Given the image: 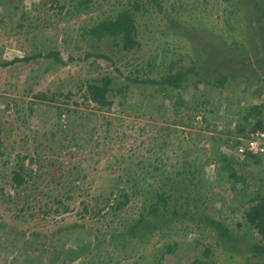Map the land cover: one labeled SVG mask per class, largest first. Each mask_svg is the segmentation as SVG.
<instances>
[{"label":"rangeland","instance_id":"374dc122","mask_svg":"<svg viewBox=\"0 0 264 264\" xmlns=\"http://www.w3.org/2000/svg\"><path fill=\"white\" fill-rule=\"evenodd\" d=\"M128 1L90 0V10L76 11L78 0H21L15 8L10 0H0V264H190L207 245L215 247L212 227L200 219L213 217L232 231L243 220L240 196L231 189L235 179L228 180L216 159L217 152L227 150V139H239L241 146L256 132L258 118H245V110L264 103V0H139L140 47L124 53L89 29L113 19ZM208 50L214 57L209 66L230 81L221 89L202 83L190 87L183 93L187 104L177 113L171 99L165 111L159 107L163 98L154 85L135 84L128 102L101 111L85 101L87 79L109 75L125 83L137 69L140 78L159 79L172 68L170 61L178 69L187 67L192 59L202 61ZM32 56L37 57L25 60ZM40 94L47 99L37 98ZM204 98L207 110L199 106ZM58 108L71 112L59 117ZM171 126L175 130L167 129ZM225 126L232 134L221 133ZM90 130L93 137L87 140ZM73 138L81 148H65ZM182 149H188L190 160L197 158L198 166L205 163L200 176L211 196L218 192L223 200L202 206L195 221L187 217L174 223L172 232L171 226L157 230L149 242V235L132 239L126 229L148 195L141 179L156 159L167 168L182 162ZM262 158L250 171L259 178H264ZM20 168L37 173L28 178V191L18 189L17 195L12 175ZM157 175L147 177L155 181ZM121 187L130 192L131 204L109 225L83 212L82 203L115 199ZM174 241L181 242L179 248L158 262L159 249ZM78 244L85 250L70 256ZM216 257L221 260L219 252ZM243 263L240 258L234 264Z\"/></svg>","mask_w":264,"mask_h":264},{"label":"trees","instance_id":"16d2710c","mask_svg":"<svg viewBox=\"0 0 264 264\" xmlns=\"http://www.w3.org/2000/svg\"><path fill=\"white\" fill-rule=\"evenodd\" d=\"M10 1L15 8L19 7V1L21 0ZM78 1V4L73 6L76 11L91 9L92 6L88 3L90 0H86V2H84V0ZM153 1L157 2V0ZM1 2H4V0H1ZM158 6L160 5L158 4ZM141 7L139 0L126 2L113 19L108 18L92 26L89 29V34L96 37L99 41L105 38L114 41L115 45L120 46L121 51L124 53L139 48L140 41L135 11H138ZM260 8L264 11V7L260 6ZM263 18L264 13H262L260 19L262 20ZM209 48L211 49L210 46ZM38 56L40 55L38 54ZM50 56L57 55L49 53L48 57ZM98 56L101 57L103 55ZM36 57L37 56H32L25 60L27 61ZM213 58L212 51L208 50L207 55L202 61L196 62L192 59V65L180 69L177 68V63L172 60L170 61V66H172V68L161 75L159 79L140 78L139 69H137L136 73L133 75L130 74L127 76L125 78V83L109 75L87 79L84 84L86 87L84 98L85 101L95 104L98 110L101 111L104 110V108H111L117 103L118 106H122L124 103L128 102L132 93L131 87L135 84L140 88L146 85H154L156 86V92L161 93L163 98V102H161L159 107H163L164 109L166 105L165 101L171 99V106L174 112L177 113L180 108L184 105L186 106L187 102L183 97V93L187 92L190 87L198 89L197 84L202 83L212 87L215 85L221 89L230 81V77L220 74L218 72L219 69L213 67V64L209 66ZM20 60L22 59H14L13 61L17 62ZM37 98L45 100L47 96L40 94L37 95ZM232 100L233 99H231V101ZM229 101L230 98L227 99V103H229ZM208 103L207 99L204 98V100L199 103L200 109L207 110L206 104ZM230 104L232 105L233 103L230 102ZM224 106L226 107V105ZM161 108L159 109L161 110ZM58 109L59 117L63 112H67L68 114L71 112L69 109ZM165 110L166 109H164V111ZM245 111V118H249L250 116H257L258 118L252 131H264V103L252 105L251 108ZM205 121H207V119H205ZM180 123L183 124L182 122ZM172 124L176 125V121H173ZM106 125L109 127L111 123L106 121ZM226 128L227 126L220 130L221 133L232 134L230 128ZM167 129L173 131L174 128L171 126L167 127ZM237 129L239 132L245 131L243 126H238ZM86 134L89 136L87 140L93 137V135H91V130L86 131ZM76 141L77 139L75 138L68 141L65 148H70L72 146L81 148ZM241 143L242 141L239 139H227L224 145L227 147L228 151L223 149L217 152L219 158L216 159V162L219 161L223 164L221 168L229 174L228 180L235 179V182H231V189L240 196V206L244 211L243 220L241 223H238L237 231H232L223 222L213 217L205 216V218L203 217L200 219L199 221L201 224L204 223L212 227L215 247L214 244L207 245L204 252L196 257L190 264H234L240 258L244 259L243 264L252 262L264 264V178L256 177L250 172L253 167L261 166L263 158L261 159L262 155L254 154L249 151H246L243 156H241L242 154L238 153V146ZM64 144V142L61 143V146L64 147ZM1 145L2 141L0 139V147ZM181 151L183 152L182 162L177 165H172V168H167L165 161L156 159V165L152 167V170H147L146 175L141 179V185L145 190L148 189V195L146 199L142 201L143 206L140 208L137 219L133 220L134 222L130 224L128 228L125 224H121L122 227L127 228L126 233L132 239L136 238L142 241L149 235L147 240V242H149L153 238L152 235L157 230L165 232L166 228L171 226L169 229H171L170 232H172V230H174L173 228L176 226L174 223L179 221L183 222V219L187 217H189V220L195 221V216H197V212L202 209V206L204 209H207L214 199L219 197L223 200V196L218 192L213 197L211 196V187L208 185L207 181L200 176V170H202L205 163L198 166L197 158L190 160L188 149H185V151L182 149ZM19 165H21V163ZM247 172L251 174L249 175ZM36 173V171H30V169L28 172H25L21 168L19 171L15 170L12 175L15 189H17V191L19 189L20 192H27V187L29 186L28 178H31L33 174ZM148 173L158 174L155 181H160L162 184H156L155 181L151 179L152 177H149V179L147 177ZM244 173H247V176H245ZM60 178H62V176ZM151 181L153 183H151ZM248 182H250V184ZM251 182H254V184H251ZM75 183L76 178H73L70 181L73 192L78 190ZM236 183H242L241 189H237L238 186L236 187ZM176 186H180L181 188H177ZM20 192L18 191L17 195H20ZM114 193L115 191L112 190L110 194ZM117 193L118 196L115 199L106 196L102 201L96 200L97 202L96 204L93 203V206L85 202L82 203L83 212L85 214H94L98 220L109 225L118 218V214L122 210L128 208L131 204L130 192L121 187L118 189ZM67 199H70V197H66V200ZM199 200L201 201L200 207L198 206ZM64 208L66 210L69 209L68 206H64ZM24 211L25 209H22V212ZM109 216H111V218L106 221ZM30 217L33 218V214L30 215ZM165 225L167 227H165ZM245 227L246 229L244 230ZM63 230L65 231V228L61 231ZM126 233L124 232L122 235ZM180 245L181 242L178 241L164 245L159 249L158 262H161L167 255L174 253ZM84 250L85 248L78 244L76 250H70L69 255L78 256V254ZM217 252L221 255V260H218V257H216ZM213 256L214 259L212 258Z\"/></svg>","mask_w":264,"mask_h":264},{"label":"built area","instance_id":"2783aa9c","mask_svg":"<svg viewBox=\"0 0 264 264\" xmlns=\"http://www.w3.org/2000/svg\"><path fill=\"white\" fill-rule=\"evenodd\" d=\"M246 151L264 155V132L256 131L252 134V138L245 143V145L238 147V153L242 154L241 156H243Z\"/></svg>","mask_w":264,"mask_h":264}]
</instances>
